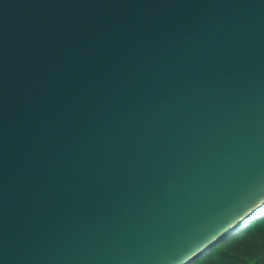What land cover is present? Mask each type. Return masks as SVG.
Here are the masks:
<instances>
[{
    "label": "water",
    "instance_id": "obj_1",
    "mask_svg": "<svg viewBox=\"0 0 264 264\" xmlns=\"http://www.w3.org/2000/svg\"><path fill=\"white\" fill-rule=\"evenodd\" d=\"M263 218L264 0H0V264H194Z\"/></svg>",
    "mask_w": 264,
    "mask_h": 264
},
{
    "label": "trees",
    "instance_id": "obj_2",
    "mask_svg": "<svg viewBox=\"0 0 264 264\" xmlns=\"http://www.w3.org/2000/svg\"><path fill=\"white\" fill-rule=\"evenodd\" d=\"M194 264H264V218Z\"/></svg>",
    "mask_w": 264,
    "mask_h": 264
},
{
    "label": "bare ground",
    "instance_id": "obj_3",
    "mask_svg": "<svg viewBox=\"0 0 264 264\" xmlns=\"http://www.w3.org/2000/svg\"><path fill=\"white\" fill-rule=\"evenodd\" d=\"M262 214V213H261ZM255 223V222H254ZM253 223H251L249 226H251Z\"/></svg>",
    "mask_w": 264,
    "mask_h": 264
}]
</instances>
